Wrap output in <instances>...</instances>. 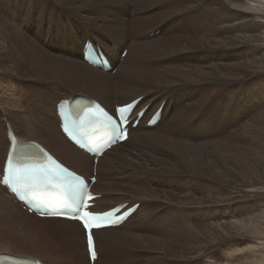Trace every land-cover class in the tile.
I'll use <instances>...</instances> for the list:
<instances>
[{"label": "bare ground", "instance_id": "1", "mask_svg": "<svg viewBox=\"0 0 264 264\" xmlns=\"http://www.w3.org/2000/svg\"><path fill=\"white\" fill-rule=\"evenodd\" d=\"M168 1L170 3H167ZM254 1L256 4L253 3ZM165 5H171L175 8L170 12L160 11ZM152 12L156 13L150 15V17H155L153 26L148 32L140 35H136L135 29L130 32L129 20L133 22V19H128V13H132L133 17H147ZM195 13H197L196 18L199 19L198 24L204 29L203 32L197 33L196 37L186 38L190 39L189 41L179 37L175 45L162 41L165 37L162 38L161 33L166 30L165 28L173 22H180L185 15ZM168 20L171 22L166 25ZM60 22L65 23L68 28L66 25L57 26L56 24H62ZM50 26H53V31ZM7 30L11 32L10 36L6 33ZM52 37L55 46L52 43ZM85 39L97 43L107 53L115 68L114 73L92 66L84 60L82 44ZM118 39L121 40L119 43H117ZM257 40L262 42L260 49L264 51V0H51V3L49 0H0V78L6 77L8 80L5 81L6 86L15 84V91L25 98V105L17 107L9 99L4 87L0 85V102L8 107V109H3L2 113L8 115L10 122L6 119L5 121L8 122V127L20 142L35 140L41 143L68 168L88 177L91 175L93 157L84 151L73 148L71 143L59 133L60 130L57 126V136L53 134L52 129L46 128L45 108L42 102L35 98L34 92L37 90L32 87V85H40L35 80L39 77L42 78V74L35 71L34 64L38 62L32 65L27 61V56L33 57L35 53L47 55L62 63L60 79L72 83L71 89H63L66 94L63 96L55 97L54 94V90L57 89L56 84L66 86V83L61 81L50 82L47 85L49 87L44 92L47 103L49 102L53 106V111L50 114L56 125H58L59 119L55 115V105L62 98L68 99L74 96L75 99H81L80 95L89 97L106 109L113 111L115 105L124 104L133 98L140 97L137 107L146 106L142 118L139 119L135 127H130L127 139L102 153L97 166L99 167L104 162L106 169L112 173L117 172L119 166L131 170L129 172L131 177L129 178L133 180L130 182L127 179L125 188L130 187L129 190L132 189L130 194L134 190L137 191L129 199L136 198L139 200L143 196L144 198L162 197L167 201L178 202L174 206H176L175 209L181 217L186 215L182 204L184 206H186L185 204H197L198 207L205 203L204 205L207 207L203 209L204 212L213 213L219 217L220 213L225 211L228 215L227 218L218 219L213 227L204 224V229L198 230L194 229L198 225L189 226L186 224L185 226L194 229L191 232L194 235L203 233L212 235V243L227 239L231 241L233 249L224 254L227 258L230 253L245 251L244 241L238 242L237 239H244V237H232L231 233H237L236 229L243 223L241 217L244 215H241L251 209H248L249 205L244 207L250 200L248 195L242 197L239 194L240 197H237L229 192H227L229 195L224 194L222 185L236 184L238 178H241L244 182L242 187L247 185L246 187L253 188L254 185H248V182L253 181L252 178L247 177L249 169L251 172H255L260 181L264 182V108L259 109L257 107L259 113L257 112L255 116L249 118V123H246L242 129L233 130V132L222 137L224 139L203 143L199 142V139L202 135L208 134L209 131L207 132L204 127L205 122L200 121V115L194 113L202 109H205L207 114L209 113L210 109L207 106L198 108L199 105L207 101V98L201 96L191 104L190 108L180 110L176 109L174 105L173 101L176 100V96L173 94H181L176 91H180L186 85L190 88L206 83L211 85L222 83L230 87L228 104L223 108H214L208 121L215 125V117L221 116L225 123H229L234 119L239 99H243L239 106L242 110L248 105V91L252 93V90L242 86L243 79L246 77L243 75V70L246 71L249 68L251 60L258 67V60L252 50L247 52V49H250L252 43ZM127 43L138 45L130 50V46L126 45ZM194 44L198 45L199 48L197 46L196 48L202 55H204L205 48L211 50V54L206 56L210 59L202 57L200 65L195 63L191 66H178L176 57L188 56ZM231 47L240 52L236 58H231L228 53L232 51ZM136 48L138 49L136 50ZM122 49H127V53L124 59L120 60L119 53ZM140 52L151 55L149 60H158L162 69L142 70L128 67L127 61L130 56L134 54L139 56ZM59 53L62 55H58ZM249 54H253L254 57L250 59ZM164 60H167V63ZM217 60L224 62L223 70L219 68V63H216ZM233 69H240L238 76L223 77ZM147 79H150L155 87L142 86L141 83ZM77 85H81L80 87L85 89L88 87V89L93 90V93L75 89L79 88L76 87ZM83 85L85 86L83 87ZM239 86L240 89L235 91ZM244 89V94L247 95L242 94ZM215 99L218 102H224L219 97L213 98L212 101ZM259 99H262L264 105L263 93H258L257 98L255 97L257 104ZM159 108L158 122L152 127H145L150 115ZM219 110L223 111L224 115H219ZM185 114L186 118L183 117ZM201 122L202 124H200ZM48 124L52 127L51 124L54 122H48ZM158 130L165 133L159 131L158 134L156 132ZM187 130L190 131L188 136L191 137L190 142L193 141V143H190L188 138H185L187 140L179 138ZM6 134L7 128H5L4 140L8 149L9 143ZM142 134H147V136ZM254 141H256V145L254 153L251 155ZM222 142L224 143L223 146H221ZM125 146L131 149H126ZM20 148L19 145L17 149ZM68 148L72 150V156L75 157L72 162L64 160L57 154L61 153L66 156L65 153ZM7 149H5L1 160L0 174H2ZM237 157L238 160L236 161ZM194 171H198L202 177L193 174ZM235 173H240L242 176L240 177L239 174L236 175ZM192 175L198 176V180L194 181ZM98 180L99 177L92 184V187H95ZM202 180L205 182L204 187L194 192L193 186L189 185V182L194 183ZM143 183L147 185L143 190L134 188L135 184ZM158 183L164 187H171L172 189L169 188L171 192L169 190L160 191L161 185ZM106 184L109 183L106 182ZM182 188H188V193L191 194H205L200 196L198 200L186 201L185 197L181 196L180 190ZM109 190L110 188L95 190V192L102 196ZM160 193L164 196H161ZM181 197L182 200H180ZM261 197L263 201L261 210L249 216L252 222L250 231L246 235L248 239L250 236L264 238V195ZM100 200V198L93 200L94 206L91 210L103 211L119 203L128 202L125 198L114 203L99 205ZM158 200L160 199L158 198ZM138 211L139 205L117 227L93 231L96 237L95 250L98 252L102 237L120 231L121 227L136 216ZM255 219L263 220V222L261 224L254 223L253 220ZM50 222L67 228L62 231L63 236L61 238L58 237V233L61 234V232L55 233L47 229L46 226ZM230 228L234 229L230 230ZM68 230H71L69 232L73 231L77 236L76 238L85 252V259L88 261L84 232L78 222L59 218H39L22 211L20 204L13 195L0 185V247H5L0 248V253L25 254L46 264L39 256L14 249H17L18 246H24L26 243L31 249H38L41 254H45L47 250H53L55 255L59 257L63 250L61 246L65 240L70 242V239L67 238L69 237L68 233L67 237L65 236ZM19 233L20 235L17 236ZM2 241L5 244H2ZM253 244L256 247H263L264 240H257ZM151 245L155 246L156 251L158 249L164 252L169 250V247L164 244V240H160V242L151 241ZM97 259L99 260V253ZM0 264L6 263L0 260ZM8 264H29V260ZM48 264L50 263L48 262ZM224 264H228V262L226 261ZM246 264H264V257L257 262L249 261Z\"/></svg>", "mask_w": 264, "mask_h": 264}, {"label": "rangeland", "instance_id": "2", "mask_svg": "<svg viewBox=\"0 0 264 264\" xmlns=\"http://www.w3.org/2000/svg\"><path fill=\"white\" fill-rule=\"evenodd\" d=\"M49 2L51 3V0H49ZM167 3H170V2L168 1ZM253 3L256 4V1H254ZM134 6L137 7L136 5ZM174 8H175L174 6L165 5L160 11L170 12V11H173ZM154 13L156 12L149 13L147 17L145 16L139 17L138 15H137L138 17H133L132 13H128L127 14L128 19H133V22L129 20L130 25H131L130 32L133 29L136 30V31L134 30L136 35H140V34L148 32L149 29H151L153 26L154 17H155V16L150 17V15ZM196 14L197 13L187 14L183 18H181L180 22L176 21V22L171 23L167 28H165L166 30L163 33H161L162 38L165 37V39L162 41H167L171 45H175L179 37L181 39L183 38L186 41L187 40L189 41L190 39H186V38L196 37L197 33L203 32L204 29L201 27V25L198 24L199 19L196 18ZM71 21H73L72 18H71ZM170 22L171 20H168L166 22V25L169 24ZM60 23L62 24H56V25L57 26L66 25L63 22H60ZM171 25L174 27H172ZM50 28L53 31V26H50ZM6 33L9 36L11 35V32L8 30L6 31ZM42 33L43 31L41 32V35ZM85 40H88V39H85ZM120 41L121 40L118 39L117 43H119ZM53 42H54V38L52 39V43ZM84 42L82 44V47L84 45ZM261 43L262 42L259 40L254 41L250 49H247V52L252 50L254 56L258 60V67H256L254 61L251 60V63H249V68L246 71L243 70V75H246V77L243 79L242 86H246L247 89L252 90V93H249L248 91V95L244 94L245 89L243 90V93H242L244 95H247L248 105L246 108L243 107V110H242L239 106L242 103L243 99L242 100L239 99L236 105V108L238 109L234 115V119H232L229 123H225L223 117L221 116L215 117V125H213L212 123H209L208 121L210 118V114L213 113L214 108L216 107L223 108L224 106L228 104L227 100L230 99L229 97L230 87H227L222 83L218 85H211L209 83H206V84L198 85L197 87H190V88H188V85H186L180 91H176V92H180L181 94H175V93L173 94V96H176V100L173 101L174 105L176 109H180V110L182 108L183 109L190 108L191 104L195 100L199 99L201 96H205L207 98L206 99L207 101L199 105L198 108L202 106H207V108L210 109L209 113L207 114L205 109H202L197 113H194L196 115H200V121L205 122L204 127L206 128L207 132L209 131L208 134L201 136V138L199 139V142L209 143L212 140L224 139L222 137H225L228 133L233 132V130L235 129L240 130L243 128V126L246 123H249L248 122L249 118H252L253 116L257 114L258 112L257 107L259 109L264 108L262 99H259L258 104L255 102V97L257 98L258 93L264 94V51H261L260 49ZM53 45L55 46L54 43ZM126 45H129L130 50H132V48L136 47L135 45H138V44L130 45L129 43H127ZM196 46L197 48H199L198 45L194 44L192 46L193 49L191 52H189L188 56L176 57L178 59V64H179L178 66H182V65L191 66V65H194L195 63H199L200 65V60L202 59V57H206L209 54H211V50H208V48H205L204 50L205 56L200 54L198 52L199 49H197ZM137 49L138 48H136V50ZM231 50L234 52V53L232 51L228 52L231 58H234V57L236 58V56L240 54L239 50L233 47H231ZM48 51L51 52V50H48ZM149 51L152 52V50H149ZM152 53H156V52H152ZM253 54H249V56H251L250 59L254 57L252 56ZM58 55H62V54L59 53ZM148 55H149L148 53L141 54V52L139 56L137 54H134L133 56L131 55L129 60L127 61L128 67H133V68L142 69V70L162 69L159 65L160 63L158 62V60H149L152 56L151 55L148 56ZM119 56L121 60V59H124L126 54L122 55L120 51ZM206 58L210 59L208 57ZM211 58H215V57H211ZM26 59L28 62L32 63V65L35 62H38L34 64V67H35V71H39L42 74V78L39 77L37 80H35L36 83L40 85H32V87L37 90V92H34V96L38 101L42 102L45 108L44 115H45L46 128L52 129L53 134L57 136L58 135V132H57L58 125H56V122L54 119L52 120L51 118L52 115L50 114V112L53 111V106L51 105V103L50 104L49 102L47 103L46 97L44 96V92L49 87L47 85H49L50 82L61 81V82L66 83V86H59L56 84L57 89L53 87L51 88L55 89L54 90L55 97L63 96V95H66L65 90L63 89L65 88L71 89L70 86H72V83H69L67 81H63L60 79V66L62 65V63L58 62L52 57L47 56V55H41V54L38 55L35 53L33 57L27 56ZM164 61L165 63H167V60H164ZM222 62L223 61L221 60L216 61L217 64L219 63L218 64L219 68L223 70L224 62L223 63ZM114 71H115V68H113L111 72L114 73ZM239 73H240V69H233L230 73H226L223 77L233 78V77L238 76ZM5 81H8L6 77L3 76L0 78V85L4 87L6 94L9 95L8 96L9 99L17 107H21L25 105V98L23 97V95L16 92L14 89L15 84L6 86ZM141 84L142 86L144 85L145 87H155V85L151 82L150 79H147L145 82ZM81 85H77L76 87H79V88H75V89H78L82 92L86 91V93H90V94L93 93V90L88 89V87H86V89L81 88L80 87ZM84 86L85 85H83V87ZM239 89H240V86L237 87L235 91H238ZM218 97L220 98L221 101H224V102H218L217 99H215V101H212L213 98H218ZM5 108L8 109L6 105H3V103L1 104L0 102V142H2L0 144V164L3 158L4 151L5 149H7L6 142L4 140L5 139V136H4L5 128H7L8 122H10L8 115H4L2 113L3 109ZM219 115H224V112L219 110ZM240 115L242 116L240 117ZM183 117L186 118V114ZM5 119L8 122H6ZM48 122L49 123L54 122V124H51L52 127L50 126V124H48ZM202 122L200 124H202ZM4 123H5V127H4ZM159 131L161 133H165L164 131H161V130H158L156 132H158L159 134L160 133ZM189 133L190 131L187 130L183 133L182 136H179V138L183 140L185 138H188L190 142V140L192 139L191 137L188 136ZM142 135L147 136V134H142ZM191 142L193 143V141ZM223 142L221 143V146H223L224 144ZM255 145H256V141H254L253 143V147H252L253 150L251 151V155H253L254 153ZM71 146L77 149V147L74 146L73 144H71ZM126 146L124 148L131 149V148H127ZM57 154H59L64 160H68L69 162H72L73 160H75V157L72 156V150L70 148L66 149V153H65L66 156H64L61 153H57ZM234 154L236 153L234 152ZM237 160H238V157L236 158V161ZM103 163L104 162H102L99 167L96 165V176L99 177V180L96 182L97 184L95 183V187H92V188L94 191L108 189V188H110V190L106 191L104 194H102V196H100L101 200L99 202V205L100 204L104 205V203H114V202H117L118 200L126 198L129 204L133 202L139 203V211L136 214V216H134L130 221H128L125 225L121 227L120 231L109 233L107 234L108 236L106 235L101 238V243L98 246L99 260L96 259L94 264H224L226 261L228 262V264H246L249 261L257 262L260 258L264 257V246L256 247V245L253 244L257 240H264V238L259 237V236L254 238L253 236H250V238L248 239V237H246V235L250 231V225L252 222L249 216L250 214H256L257 212L261 210L262 203H263L261 195H264V182L260 181L257 178L254 171L251 172L249 169L247 173V177L253 179L252 182H248V185L249 186L254 185L253 188H248L246 187L247 185L245 186L243 185L242 187L241 185L244 182L241 180V178H238L236 184L227 183L226 185H222L224 194L229 195V193H232V194H235L237 197H240V195L242 197H245L248 195V198L250 200L246 205H244V207H247L249 205L248 209H251L247 213H243L241 215V216L244 215L243 217H241L243 219V223L239 226V228L236 229L237 233L236 232L231 233L232 237H238V236L244 237V239H240V238H237V239H238V242L244 241L243 247L245 248V251L244 252L239 251L237 253H230L229 257L225 258L224 254H226L231 249H233L231 241L227 239V240H220L218 242L212 243L213 242L212 235L208 233L197 234V235H194L193 233H191L194 229H198V230L204 229L203 227L204 224L206 226L213 227L214 223L218 222L217 221L218 219L221 220L223 218L224 219L227 218L228 215L226 214L225 211H222L219 217L217 215H214L213 213H208L206 211L204 212L203 209L207 207L204 205L205 203L200 204L198 207H197V204L196 205L195 204H190V205L185 204L187 206L186 207L181 203L182 208H184L185 213H186L184 217H181L178 215V212L175 209L176 206H174V204H177L178 202H173L169 200L167 201V199L162 198V197H155V198L145 197L144 198L143 196L142 198H139V200H136V198L129 199L131 198L130 196L135 195V192L137 191V190H134V192L130 194L131 193L130 190L132 189L129 190L130 187L125 188V185L128 182L127 179L130 182L133 180L129 178L131 177V174H129L131 170L127 167L123 168L122 166H119L118 167L119 170L115 173H112L111 171L106 169ZM97 167L99 168L98 170H97ZM92 171H93V167H92L91 173ZM193 174H196L202 177L201 175H199L198 171H194ZM235 174L236 175L239 174L240 177L242 176L240 173H235ZM198 176L192 175L193 180L194 181L198 180ZM153 180L156 181V179H153ZM106 182H108L109 184H106ZM204 183L205 182L203 180L196 181L194 183L190 181L189 185L193 186V189L195 192L196 190H199V188L204 187L205 185ZM158 184L161 185V183H158ZM145 186H147L146 183L135 184L134 188L138 190H143ZM169 188L172 189L171 187H164L161 185L159 190L160 191L169 190ZM169 191L171 192V190ZM180 191H181V196L185 197L186 201L198 200L200 196L205 194L203 193L202 195H200L197 193H192V194L188 193L189 191L188 188H182ZM180 191H177V192H180ZM160 195L164 196L161 193ZM182 197L180 198V200H182ZM158 198L160 200H158ZM202 200H204V198H202ZM21 209L22 211L27 212L22 207ZM201 210L203 211L201 212ZM253 222L254 223L257 222L258 224H261L263 220L255 219L253 220ZM56 224H53V222H50L49 224H47L46 227L51 232L52 231L55 233L61 232V234L58 233L59 234L58 237L61 238L63 236L62 231H65L67 228L66 227L63 228L61 225H58V224L56 225ZM186 224H189V226L190 225H198V226L192 229L190 227L187 228L185 226ZM232 229L234 228H230V230ZM69 231L71 230H68V232L65 233V236L67 237V233H68L69 237L67 238L70 239V242H67V240H65L64 244L61 246L63 250L59 257L55 255V251L53 250L52 251L47 250L45 254H41L38 251V249L36 248L31 249L30 247H28V245L25 242H24L25 243L24 246H18L16 247L17 249H14V250H19V251L26 252L27 254L39 256L42 260H44L46 264H48V262L50 264H87V263L89 264V262L85 259V252L83 250V247L79 243V240L76 238L77 236L75 235L73 231L72 232H69ZM19 235L20 233L17 234V236ZM156 240L159 242L160 240H164V244H166L167 247H169V250L168 251L165 250L164 252L161 249L160 250L158 249L156 251V249H154L155 246L151 245V241H156ZM4 241L8 242V240L6 239H4ZM4 241H2L3 242L2 244H5ZM0 248H5V247H0ZM24 256H29V255L24 254ZM86 258H87V254H86Z\"/></svg>", "mask_w": 264, "mask_h": 264}, {"label": "snow or ice", "instance_id": "3", "mask_svg": "<svg viewBox=\"0 0 264 264\" xmlns=\"http://www.w3.org/2000/svg\"><path fill=\"white\" fill-rule=\"evenodd\" d=\"M130 107H131V105H128V108H130ZM125 111H127V108H119V109H116V110L114 111L113 115H118V114H121V113H123V112H125ZM114 130L122 131V129H119V128H118V125H117V129H114ZM92 215H93V214L90 213V212H85V213H84V216H85V217L92 216ZM103 215H104V216H107V215H110V213H104ZM84 227H85L86 229L89 227V224H88V221H87V220L84 221ZM91 248H92V237H91V235H89V249L91 250ZM93 255H94V253H93Z\"/></svg>", "mask_w": 264, "mask_h": 264}]
</instances>
